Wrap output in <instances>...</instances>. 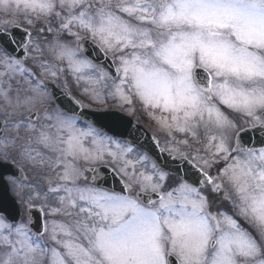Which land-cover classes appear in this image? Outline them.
I'll use <instances>...</instances> for the list:
<instances>
[{
    "label": "snow or ice",
    "instance_id": "6c2138e0",
    "mask_svg": "<svg viewBox=\"0 0 264 264\" xmlns=\"http://www.w3.org/2000/svg\"><path fill=\"white\" fill-rule=\"evenodd\" d=\"M18 21L37 27L43 43L18 32ZM65 70L123 104L138 100L176 167L157 157L139 171L146 154L65 106L62 95L80 104L56 91ZM256 133H264V0H0V156L14 160L10 149L23 140L30 164L55 175L43 225L0 213V264H264ZM177 134L204 155L185 152L189 139ZM106 157L120 162L119 191L104 186Z\"/></svg>",
    "mask_w": 264,
    "mask_h": 264
},
{
    "label": "rangeland",
    "instance_id": "374dc122",
    "mask_svg": "<svg viewBox=\"0 0 264 264\" xmlns=\"http://www.w3.org/2000/svg\"><path fill=\"white\" fill-rule=\"evenodd\" d=\"M18 23H20L21 25H24L26 27H30L32 29V38L34 40V42L36 43H43L41 36L38 35V29L37 27H32L30 25H28L27 23H23L18 21ZM49 39H52V36L49 35ZM46 58L49 59L53 64H56L58 62H56L55 60H52V58L50 56L47 55V53L45 54ZM66 68V66H65ZM91 71V70H90ZM68 72V71H67ZM69 75V78H64L62 76V74H60L59 79L57 80V86L59 88H65L67 89L71 94H76V96L79 98V100L81 102L84 101V99L94 102V100H97L100 102L99 106H101L100 108H96L93 106H89L90 108H96L102 111H108V110H115V111H119L122 113H126L127 115H129L130 117L133 116V113H135L136 115V120L140 121L142 124L143 122H146L148 127H154L159 134L156 132V135H158L160 143L162 145L163 148H167V147H171L172 145L170 143H168L166 141V137L164 132L161 130L160 126L158 125L157 121L155 119L152 118V116L150 115L149 110H138L137 108V104H139V102H134V109L132 104H123L119 99H114L111 96L108 95V89H103L101 88L100 85H89L86 84L84 81H80L79 83H77L75 77L73 76V74H71L70 72L67 73ZM89 88L90 91L88 93H85L84 89L85 88ZM95 88L96 90L101 92L100 96H95L91 89ZM135 99V98H134ZM87 101V102H88ZM84 103V102H83ZM156 115H159V113L157 112ZM146 119H148V121H146ZM16 133L15 131H6V135L5 136H9L11 138H15L16 137ZM19 135L21 137L25 136L26 133H24L23 131H21L19 133ZM184 138H188L189 140L192 141L189 142V145L192 144V146L194 147L196 141L192 140L191 137H185L184 134H177V139H184ZM26 142L23 140H20L17 142L16 147L14 149H10V151L13 153V156L15 157L14 160H8V161H4L3 157L0 156V161L5 162V163H13L15 165H17L18 167L22 168L24 170V172L27 175L28 181L26 183H21L19 181H17L16 179H12V178H8V183L10 184L11 187V191L12 194L19 200L21 208H22V221H24L25 223L32 221L31 220V216L28 213V210L31 208H39L42 210L43 213V217H44V222L46 220L49 219L47 213L49 211L48 205L50 206H55V201L54 200H49L47 201V205L43 199V193L47 191V187H48V181L49 179L51 180H55V175L49 171H47V169L42 170L40 168V166H32L30 164V162L27 160V158L23 155L22 151H21V145L25 144ZM197 144H199L197 142ZM179 147H182L183 150L187 153H190L191 155L195 156L197 155L196 151H191V150H187L185 146L180 145ZM201 151L199 153L200 156L204 155L203 152V145L200 148ZM135 152L141 155H144V153L140 152L139 150L135 149ZM130 159H135V155H131L129 157ZM106 160L108 161V167H113L115 169H119L120 167V162L116 163V164H112L111 163V158L110 157H106ZM153 161L149 158L148 161L144 162L143 165H138V170L139 171H150L151 170V163ZM195 162V161H194ZM105 167V166H102ZM118 174V176L121 177V175L117 172H115ZM213 174H215V171L213 169ZM86 175H88L89 177H91V175L93 174H89L86 173ZM40 192L41 196L37 197L36 193ZM222 208L227 209L228 211H232L231 207L229 204H227L226 202L222 204L221 206Z\"/></svg>",
    "mask_w": 264,
    "mask_h": 264
},
{
    "label": "water",
    "instance_id": "95a60500",
    "mask_svg": "<svg viewBox=\"0 0 264 264\" xmlns=\"http://www.w3.org/2000/svg\"><path fill=\"white\" fill-rule=\"evenodd\" d=\"M19 31V30H17ZM27 39V38H26ZM87 47V45H86ZM91 51V49L89 48ZM100 59H104L102 54L94 53V61H97L98 64L101 62ZM77 107L78 111H83L89 114L90 122H93L97 128L100 130L113 135L115 137L127 140L134 146H138L140 149L146 151L149 156H151L155 161L158 159V163L162 166H168L175 168L176 164L170 159H167L168 155L161 152L156 141L147 134L142 128L137 124L130 121L129 119L123 117L118 113H93L87 112L81 109L78 105H72ZM68 106V107H72ZM264 135V133H256L255 136L259 137ZM133 141H135L133 143ZM259 146V145H257ZM189 166V165H185ZM7 176L18 177L20 180H24V175L17 171L12 165L1 164L0 163V213L6 214L8 216L14 217L17 220L20 219V206L15 198L10 194V188L6 181L4 180ZM110 182H113L112 188L119 191L123 184L116 179H110ZM33 219L36 224V227L42 225V216L37 210H32Z\"/></svg>",
    "mask_w": 264,
    "mask_h": 264
}]
</instances>
